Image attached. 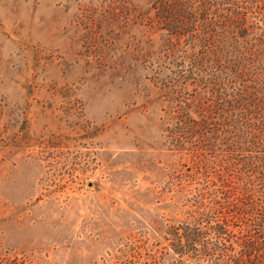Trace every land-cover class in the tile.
<instances>
[{
	"label": "rangeland",
	"instance_id": "obj_1",
	"mask_svg": "<svg viewBox=\"0 0 264 264\" xmlns=\"http://www.w3.org/2000/svg\"><path fill=\"white\" fill-rule=\"evenodd\" d=\"M115 5L0 0V264H177L173 159Z\"/></svg>",
	"mask_w": 264,
	"mask_h": 264
},
{
	"label": "trees",
	"instance_id": "obj_2",
	"mask_svg": "<svg viewBox=\"0 0 264 264\" xmlns=\"http://www.w3.org/2000/svg\"><path fill=\"white\" fill-rule=\"evenodd\" d=\"M112 1L173 159L164 254L264 264V0Z\"/></svg>",
	"mask_w": 264,
	"mask_h": 264
}]
</instances>
